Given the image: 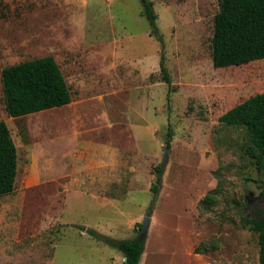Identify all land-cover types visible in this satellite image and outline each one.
Returning a JSON list of instances; mask_svg holds the SVG:
<instances>
[{"label": "rangeland", "instance_id": "rangeland-1", "mask_svg": "<svg viewBox=\"0 0 264 264\" xmlns=\"http://www.w3.org/2000/svg\"><path fill=\"white\" fill-rule=\"evenodd\" d=\"M151 2L161 42L140 0H0V121L17 150L0 264H123L77 227L125 240L146 217L139 264H258V235L241 218L264 220V162L243 128L218 119L264 92V59L213 67L219 0ZM46 56L71 102L9 117L2 70ZM218 179L215 206L201 205Z\"/></svg>", "mask_w": 264, "mask_h": 264}, {"label": "trees", "instance_id": "trees-1", "mask_svg": "<svg viewBox=\"0 0 264 264\" xmlns=\"http://www.w3.org/2000/svg\"><path fill=\"white\" fill-rule=\"evenodd\" d=\"M141 15L150 25L149 35L161 42L156 26L157 17L151 0H140ZM264 59V0H219V10L214 17L212 39V65L216 69L238 67ZM163 56L160 71L168 84L169 78ZM1 85L6 113L17 118L49 109L63 107L71 102V94L59 66L51 56L24 61L5 67L1 72ZM227 127L243 128L250 141V156L257 163L264 162V92L255 94L235 105L219 117ZM169 147V140H166ZM155 194L162 169L156 168ZM17 177V150L5 122L0 121V197L14 191ZM219 179L215 189L208 192L200 204L215 206L219 194ZM244 226L258 235V264H264V220L242 217ZM80 231L116 249L123 264H139L144 251V241L134 237L115 240L99 235L90 228ZM139 231L141 225H139ZM205 250L204 244L195 250Z\"/></svg>", "mask_w": 264, "mask_h": 264}, {"label": "water", "instance_id": "water-1", "mask_svg": "<svg viewBox=\"0 0 264 264\" xmlns=\"http://www.w3.org/2000/svg\"><path fill=\"white\" fill-rule=\"evenodd\" d=\"M167 152H168V148H166L164 150V163H166V160H167ZM148 226H149V218L146 217L144 219V221L142 222L141 230H140V233L138 235V239H140V240H144L145 239L146 234H147V230H148Z\"/></svg>", "mask_w": 264, "mask_h": 264}]
</instances>
